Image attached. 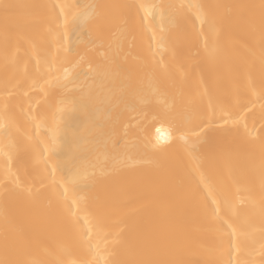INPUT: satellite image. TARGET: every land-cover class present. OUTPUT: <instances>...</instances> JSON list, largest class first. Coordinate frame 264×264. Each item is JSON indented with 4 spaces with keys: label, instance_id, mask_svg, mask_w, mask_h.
<instances>
[{
    "label": "snow or ice",
    "instance_id": "6c2138e0",
    "mask_svg": "<svg viewBox=\"0 0 264 264\" xmlns=\"http://www.w3.org/2000/svg\"><path fill=\"white\" fill-rule=\"evenodd\" d=\"M29 7L35 10L34 23L49 44L43 60H36L46 69H38L40 79L47 83L46 76L55 65L71 63L79 69L74 80L83 75L86 80L99 82L102 87L95 96L90 89L84 93L81 108L88 109L103 97L109 112L108 130L104 124L93 123L80 149L56 164L51 157H60L58 132L63 130L53 132L51 143L37 136L30 163L19 156L8 139V98L12 91L6 80L4 110L0 113V155L4 158L0 201L5 209L14 205L29 217L37 226L39 238L53 243L58 255L51 261L39 258L38 250L32 248V237H18L10 246L6 236L5 258L0 264H100V260L103 264H148L139 259H114L137 229L133 217L116 218L123 205L120 194L128 189L115 178L153 164L157 184L180 188L182 202L204 221V231L218 236L220 256L210 264H240L234 253L238 255L251 243L257 220L264 255V0L236 5L100 3L89 5L91 11L87 13L71 3ZM236 16L243 19L251 37H258V60L247 44L233 42L225 54L221 36ZM115 25L121 29L118 44L110 38ZM70 30L78 36L72 45L68 42ZM82 35L88 37L83 51L78 50ZM144 36L145 59L140 70L147 73V80L144 76L134 79L121 58L126 60L125 49L130 54ZM96 46L114 54L94 61L89 52ZM201 46L212 63L223 58L231 81L242 85H214L216 102L206 103L208 90L193 87L181 74L184 61L200 56ZM164 50L170 57L159 54ZM9 63H15L14 54L6 55V70ZM130 98L150 110L153 127L167 123L173 135L163 140L149 138L143 122L128 115L136 111ZM257 104L258 121L254 111ZM32 120L38 129L35 117ZM189 135L194 138L188 140ZM177 145L179 158H170V150ZM142 146L149 147L151 154ZM257 173L258 185L254 178ZM101 237L105 242L102 252L95 243ZM15 244L22 245L32 258H9L10 252L15 255Z\"/></svg>",
    "mask_w": 264,
    "mask_h": 264
},
{
    "label": "bare ground",
    "instance_id": "6f19581e",
    "mask_svg": "<svg viewBox=\"0 0 264 264\" xmlns=\"http://www.w3.org/2000/svg\"><path fill=\"white\" fill-rule=\"evenodd\" d=\"M161 2L236 5L259 4L260 0H0V113L4 110L3 97L7 80L12 91V95L8 98L11 117L8 139L16 146L20 157L31 163L36 137L51 143L50 138L53 132H57L59 128L63 130L62 134L58 132L61 154L59 158L51 157L52 163L56 164L58 159L67 158L80 149L81 140L89 137L93 123L106 125L105 131H107L109 119L108 106L102 102L103 97L94 102L90 108H81V98L84 93L90 89L95 96L102 86L99 82L86 80L83 75L78 80H74L79 69H74L71 63L55 65L54 70L46 76L47 83L40 79L38 69L42 71L46 69L43 62L37 65L36 60H43L49 44L38 26L35 25V10L29 6L71 3L78 6V11L87 13L91 11L88 6L92 4H155ZM5 5L10 7L5 8ZM120 31L118 25L113 27L110 38L114 43H119ZM87 39L86 35L79 36V40L83 42L79 43L78 50L86 49ZM146 39V36L138 39L136 47L130 54L125 49L127 59H123V56L121 58V63L131 69L134 79L144 76L147 80V73L140 70L145 59ZM77 40L78 36L70 30L69 45ZM257 40L258 37L253 38L248 34L246 24L239 16L233 18L229 30L221 36L225 54L232 43L236 42L251 47L258 60L260 49ZM200 52V56L184 61L181 74L187 77L193 87L198 86L202 91L208 90L206 103L208 100L217 101L214 85L218 87L242 86L231 81L228 65L223 58L212 63L206 58L203 46ZM13 54L15 63H9L6 70L5 57L6 55L11 57ZM110 54L114 53H110L106 47L99 46L89 52L94 61H102ZM159 54L170 57L167 50ZM66 72L67 79H65ZM37 80L39 84L35 85ZM103 87L107 88L108 85L105 84ZM129 102L136 105V111L128 115L136 116L143 122L148 129L149 138L163 140L173 135V129L167 123H156L153 127L154 122L151 121L150 110L144 109V105L138 100L130 98ZM254 111L255 120L258 121L259 104ZM32 117H35V122L40 125L38 129L34 127ZM259 127L257 122L256 128L259 129ZM193 138L191 135L187 137L188 140ZM142 150L151 154L147 146H142ZM179 156L180 149L177 145L170 150L169 157L179 158ZM3 159L0 155V175L3 172ZM57 174H60L59 169H57ZM254 178L258 185L259 174L257 173ZM188 179L191 178L188 177ZM115 181L127 186L128 189L120 194L123 205L116 218L133 217L137 229L129 237L128 246L120 249L114 259H139L147 261L148 264H210L211 261L219 258L218 236L204 231V221L194 209L182 202L180 188L157 184L154 164L133 173L122 174L116 177ZM137 185H142V187L138 188ZM98 191L103 194L102 190L98 189ZM5 211H7V225L5 224ZM260 228L259 221H255L251 243L246 248H242L238 255L234 253V259L239 260L240 264H264V255H261L260 250ZM25 235L32 237V248L38 250L39 258L50 261L56 258L58 255L56 246L50 241L39 238L35 223L23 215L16 206L10 205L5 209L0 201V260L5 258L6 236L9 245L13 246L16 238ZM95 243L99 244L102 252L105 243L103 238H97ZM14 248L15 255L10 252L9 258H32L25 254L22 245L15 244ZM87 258L94 259L92 256ZM100 264H103V260H100Z\"/></svg>",
    "mask_w": 264,
    "mask_h": 264
}]
</instances>
